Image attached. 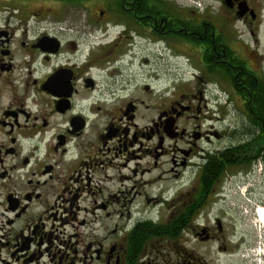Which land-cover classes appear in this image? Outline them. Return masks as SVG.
Instances as JSON below:
<instances>
[{
    "label": "flooded vegetation",
    "instance_id": "flooded-vegetation-1",
    "mask_svg": "<svg viewBox=\"0 0 264 264\" xmlns=\"http://www.w3.org/2000/svg\"><path fill=\"white\" fill-rule=\"evenodd\" d=\"M158 55L200 87L166 86ZM212 80L245 108L224 148ZM256 173L264 0H0V264H264L236 219Z\"/></svg>",
    "mask_w": 264,
    "mask_h": 264
},
{
    "label": "rangeland",
    "instance_id": "rangeland-1",
    "mask_svg": "<svg viewBox=\"0 0 264 264\" xmlns=\"http://www.w3.org/2000/svg\"><path fill=\"white\" fill-rule=\"evenodd\" d=\"M94 11L95 9L93 7V4L92 6L86 3L80 4V6L70 11L71 13L69 14L70 16H72H69L70 19L68 17H65V25L74 23L77 24V27H75V29L83 30L85 28L83 24L87 21L90 22L93 17L97 16V14H94ZM156 59L158 65H160V69H162L160 71V74L162 73V75L165 76L166 86L169 85L170 79L176 78L181 80V86L179 87V89H181L183 93H191V91H194L197 87H200L201 83H197L196 76L201 77V75L204 74L202 68L200 69V67H196L194 65L189 67L188 65L184 64V60L182 59L180 68L177 69L176 67L171 65L166 66L168 65L167 56L162 57L161 55H158ZM206 85L209 91L214 90L215 93L212 95L207 94L208 110L205 111L204 115L208 118V120L204 122L202 127L204 129H207L208 127L218 128L221 136H225V139H221L220 142V146L224 148L225 145L230 144V142L232 141V138L229 135L230 130L234 129L235 127L241 130L239 122H242L245 118V108L243 107V104H241L238 97L234 98V102L231 104L227 102L231 97V94L233 96V93H229V85L225 81H223V85H220L212 80ZM255 175L256 176L253 177V181H250L248 185L250 186V191H252L251 196L258 202L259 207L256 208L257 210H259V208L264 209V173H256ZM237 182V186H239V189H234L232 192L228 193V196H226V200L232 204L246 201V199L242 195V193H246L245 191H243L246 189V186H242V184H240L242 183L240 180ZM230 207L233 211L239 212V210H237L238 206L230 205ZM236 219L241 221L240 226L242 228H245L249 232H253V236L258 243V248L262 251L261 255L263 256L264 225L259 222L255 214L253 215V217L248 218L246 217V213L244 211L242 212V210L240 211L239 215H237ZM252 259L253 261L250 262L251 264H260L258 261L257 263H255L259 258L255 257V261L254 257Z\"/></svg>",
    "mask_w": 264,
    "mask_h": 264
},
{
    "label": "bare ground",
    "instance_id": "bare-ground-1",
    "mask_svg": "<svg viewBox=\"0 0 264 264\" xmlns=\"http://www.w3.org/2000/svg\"><path fill=\"white\" fill-rule=\"evenodd\" d=\"M258 218L260 223L264 224V209L260 208L258 212Z\"/></svg>",
    "mask_w": 264,
    "mask_h": 264
},
{
    "label": "trees",
    "instance_id": "trees-1",
    "mask_svg": "<svg viewBox=\"0 0 264 264\" xmlns=\"http://www.w3.org/2000/svg\"><path fill=\"white\" fill-rule=\"evenodd\" d=\"M260 113H261V110H260Z\"/></svg>",
    "mask_w": 264,
    "mask_h": 264
}]
</instances>
